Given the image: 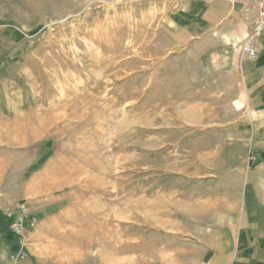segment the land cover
<instances>
[{
	"label": "rangeland",
	"instance_id": "374dc122",
	"mask_svg": "<svg viewBox=\"0 0 264 264\" xmlns=\"http://www.w3.org/2000/svg\"><path fill=\"white\" fill-rule=\"evenodd\" d=\"M187 7L0 0V207L32 206L44 264H209L229 235L264 98Z\"/></svg>",
	"mask_w": 264,
	"mask_h": 264
},
{
	"label": "crops",
	"instance_id": "0c3cea01",
	"mask_svg": "<svg viewBox=\"0 0 264 264\" xmlns=\"http://www.w3.org/2000/svg\"><path fill=\"white\" fill-rule=\"evenodd\" d=\"M180 2L187 4L188 10L196 4L198 17L204 19V27L202 30L198 29L197 37L201 35L204 39L209 37L214 43V50L222 54L230 53L229 60L222 58L226 61L222 62V65L226 63L240 68L236 82L238 87L235 88L232 98H252L254 96L252 92L257 90L261 91L264 98V35L256 40L258 46L256 58H249L240 48L249 26V21L245 18L244 4L226 0H180ZM261 115L264 117V103ZM245 139L246 146L255 148V152L252 153L256 163L250 169H245L241 173L242 179L239 178L236 183L234 196H237V202H231L233 205L231 210L235 213L229 216V235L218 240V247L208 250L206 258L212 260L209 264H264V118L259 137ZM0 221V229L6 231L1 215ZM233 227L235 230H231ZM10 236L15 240L17 248L15 252L8 253L5 262L1 264H44L45 260L52 258L46 255L44 248L37 247L36 240L39 238L37 235L35 243L32 242L28 248L30 253L26 258L11 260V255L24 250V239L13 234Z\"/></svg>",
	"mask_w": 264,
	"mask_h": 264
},
{
	"label": "built area",
	"instance_id": "2783aa9c",
	"mask_svg": "<svg viewBox=\"0 0 264 264\" xmlns=\"http://www.w3.org/2000/svg\"><path fill=\"white\" fill-rule=\"evenodd\" d=\"M228 2H242L244 4L245 18L249 21L248 33L241 42V50L251 59L256 58L258 46L256 40L264 35V0H226ZM256 158L252 154L248 163L255 165ZM0 215L5 223L7 230L20 237L22 240L30 229H35L37 220L34 216L32 206L24 199L12 201L5 207H0ZM28 252L21 250L17 254L11 255V260L16 261L26 258Z\"/></svg>",
	"mask_w": 264,
	"mask_h": 264
},
{
	"label": "trees",
	"instance_id": "16d2710c",
	"mask_svg": "<svg viewBox=\"0 0 264 264\" xmlns=\"http://www.w3.org/2000/svg\"><path fill=\"white\" fill-rule=\"evenodd\" d=\"M2 218V217H1ZM11 234V233H10Z\"/></svg>",
	"mask_w": 264,
	"mask_h": 264
}]
</instances>
